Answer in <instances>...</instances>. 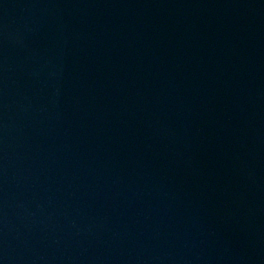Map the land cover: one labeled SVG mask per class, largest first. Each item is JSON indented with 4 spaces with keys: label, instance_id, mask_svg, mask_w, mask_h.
Listing matches in <instances>:
<instances>
[{
    "label": "water",
    "instance_id": "water-1",
    "mask_svg": "<svg viewBox=\"0 0 264 264\" xmlns=\"http://www.w3.org/2000/svg\"><path fill=\"white\" fill-rule=\"evenodd\" d=\"M0 264H264V0H0Z\"/></svg>",
    "mask_w": 264,
    "mask_h": 264
}]
</instances>
